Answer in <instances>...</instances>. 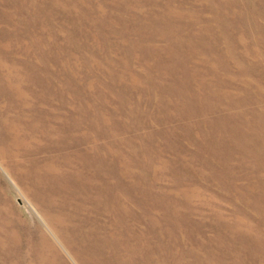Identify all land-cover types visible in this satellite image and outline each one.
<instances>
[{"label":"rangeland","instance_id":"1","mask_svg":"<svg viewBox=\"0 0 264 264\" xmlns=\"http://www.w3.org/2000/svg\"><path fill=\"white\" fill-rule=\"evenodd\" d=\"M89 237L264 264V0H0V264Z\"/></svg>","mask_w":264,"mask_h":264},{"label":"bare ground","instance_id":"2","mask_svg":"<svg viewBox=\"0 0 264 264\" xmlns=\"http://www.w3.org/2000/svg\"><path fill=\"white\" fill-rule=\"evenodd\" d=\"M94 239H92L91 237H89V240L87 241V243L82 247L79 248L78 247V251L81 252L82 254H84L86 256V258L88 259V262L86 264H102V259L99 258V254H100V248L98 246V241L96 240L93 241ZM71 242V239L68 241ZM90 242V243H89ZM143 246V245H142ZM136 255V253L133 252L131 257H128V259H122L124 260L122 262V264H135V262H133L132 258H134ZM142 259V255L139 256ZM182 257L179 256L178 258L180 259ZM167 259V264H174L172 263V261L174 260V258H170L168 256H166ZM182 264V263H179Z\"/></svg>","mask_w":264,"mask_h":264}]
</instances>
